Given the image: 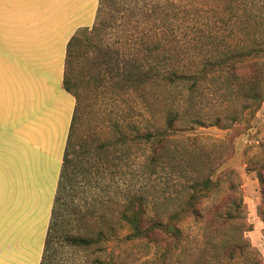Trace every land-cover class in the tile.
Here are the masks:
<instances>
[{
  "label": "rangeland",
  "instance_id": "rangeland-1",
  "mask_svg": "<svg viewBox=\"0 0 264 264\" xmlns=\"http://www.w3.org/2000/svg\"><path fill=\"white\" fill-rule=\"evenodd\" d=\"M117 1L112 26L100 38L113 44L125 59L134 53L137 40L142 44L157 35L165 43L175 39L183 61L191 51L190 44L205 43L202 33L222 29L226 34H234L238 30L231 23L220 24V15L207 6L212 0H168L170 9L163 0ZM251 2L245 6L247 9L253 7L255 13L262 12L264 0ZM172 7H176L174 12L170 11ZM182 7L187 11H182ZM231 87L229 82L213 79L191 95L183 84L168 90L167 96L172 93L180 119L159 166H149L152 152L145 144L119 145L107 156L97 151L98 158L91 159L86 172L78 175L73 199L60 200L53 214V190L49 183L42 187L43 181L34 179L24 169L20 171L23 160L16 158L14 179L11 170L0 171V264H35L31 256L32 247L36 246L33 240L42 237L50 221L60 231L47 250L45 264H153L158 251L154 244L109 243L103 250L98 244L74 247L64 237L67 233L83 232L82 219L89 210L106 213L117 225L119 211L137 192L147 197L151 212L170 211L183 203L189 186L204 180L212 166L216 169L213 179L217 185L198 207L206 210L230 195L240 197L245 203L246 219L230 222L216 231L206 220L188 218L183 227L189 250L175 264H264V186L256 164L264 161V102L247 103L233 95ZM132 90H124L120 95L110 89L89 93L88 130L98 128V115L102 114L106 136L113 137L108 118L115 116L114 112L126 118L124 131L130 130L128 123L142 124L150 116L143 98H149V94L144 96V92ZM154 117L159 123L162 121L160 112ZM90 223L97 225L93 220ZM33 227L36 233L31 235ZM247 238L254 251L239 250L230 257L220 250L224 243H242Z\"/></svg>",
  "mask_w": 264,
  "mask_h": 264
},
{
  "label": "trees",
  "instance_id": "trees-1",
  "mask_svg": "<svg viewBox=\"0 0 264 264\" xmlns=\"http://www.w3.org/2000/svg\"><path fill=\"white\" fill-rule=\"evenodd\" d=\"M163 1L170 9L169 1ZM212 1L215 3L207 6L220 15V24L231 23L238 30L234 34H226L222 29L202 33L201 38L205 43L199 46L189 42L191 51L182 61L176 40L167 39L165 43L157 35L148 37L142 44L137 40L131 57L123 58L113 44L100 38L112 26V12L116 11L118 1L99 0L93 25L78 30L67 46L64 88L74 95L76 107L51 214L60 200L73 199L76 179L86 172L91 159L98 158L97 151L105 152L107 156L112 148L117 150L119 145L145 144L150 146L152 152L149 166H159L169 138L177 132L176 124L180 119L172 93L167 96V91L173 87L183 84L191 95L204 83L216 79L229 82L232 94L247 103L259 105L264 102V7L260 9L262 12L255 13L253 7H245L251 0ZM172 10H176V7H172ZM182 11L187 10L182 7ZM106 89L119 95L130 89L136 93L144 92V96L148 93L149 98H143L150 116L142 124L128 123L130 130L124 131L126 118H120L114 112L115 116L108 118V126L115 135L107 137L105 119L99 114L98 128L88 130L87 95ZM156 112L161 113L160 123L154 117ZM256 164L259 165L258 178L264 186V161ZM210 168L204 180H197L189 186L187 198L174 209L151 212L147 197L137 192L126 200L119 211L117 225L106 213L89 210L82 219L83 232L64 233L65 242L85 248L98 244L101 248L103 246V250L109 243L145 242L158 247L153 264L179 263L180 257L189 250V238L183 227L188 218L206 220L219 231L222 226L242 221L247 216L243 199L231 195L209 209L201 210L198 207L217 185V180L213 179L216 169L213 166ZM91 220L97 225L93 226ZM59 231L58 226L53 227L50 221L41 264H45L47 250ZM220 250L233 257L239 250L249 252L255 248L247 238L242 243H224Z\"/></svg>",
  "mask_w": 264,
  "mask_h": 264
},
{
  "label": "crops",
  "instance_id": "crops-1",
  "mask_svg": "<svg viewBox=\"0 0 264 264\" xmlns=\"http://www.w3.org/2000/svg\"><path fill=\"white\" fill-rule=\"evenodd\" d=\"M98 3L0 0V171L11 170L14 179L16 158L23 160L19 170L42 187L48 182L53 199L76 107L64 88L67 46L78 30L93 25ZM48 226L33 240L35 264L42 262Z\"/></svg>",
  "mask_w": 264,
  "mask_h": 264
}]
</instances>
